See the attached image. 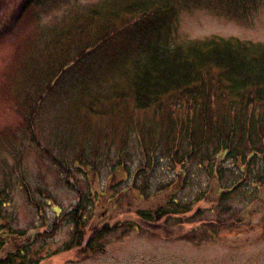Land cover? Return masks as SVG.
I'll list each match as a JSON object with an SVG mask.
<instances>
[{
    "label": "trees",
    "instance_id": "1",
    "mask_svg": "<svg viewBox=\"0 0 264 264\" xmlns=\"http://www.w3.org/2000/svg\"><path fill=\"white\" fill-rule=\"evenodd\" d=\"M16 1L19 3L14 10L20 15L27 7L42 6L50 0ZM174 1L98 0L83 8L79 15L83 17L69 16L62 29L41 30V42L47 41L52 52L59 54L58 58L63 54L68 59L90 50H103L114 36L132 52L130 65L107 63L111 80L106 95L83 96L76 107L89 114L106 116L113 112V105L123 103L130 108L132 116L138 115L135 137L129 131L125 135L136 143L144 159L137 174L145 175L166 160L168 176L159 180L155 189L145 185L130 187L135 186L136 176L129 174L125 161L118 156L108 163V173L125 169L124 179L131 184L123 192L131 190L144 199L158 195L161 201L152 208H135L137 220L88 224L90 216L86 218V214L90 206H95L105 194L102 187L89 188L88 192L79 194L76 204L56 213L52 222L45 220L18 229L12 226L6 213L7 196L16 182L3 174L0 176V264H38L46 256L74 247L94 253L113 230L139 231L143 224L151 225L157 220H173L177 225L198 222V226H205L212 219L207 214L215 213L218 223L226 222L224 214L240 222L252 209L264 204V42L217 36L185 42L172 40L171 33L164 28L170 31L176 20ZM233 2L241 11L254 4L253 0ZM8 3L9 0H0L1 13H6ZM149 34L153 38L143 40ZM39 66L35 68L36 77L22 74L23 93L18 101L19 108L25 110L26 123L32 124L30 128L27 126V131L38 140V145L35 126L40 124L38 118L47 99L42 92L37 93L43 83L38 77L44 78L48 73ZM52 91L47 92L50 95ZM54 110L55 107L50 112ZM148 110L152 111L151 115L141 118L140 114ZM53 138H58L50 143L53 152L44 150L66 175L67 185L76 186V181L69 180L74 173L86 178V183L96 167L94 175L98 174L97 148L92 150L91 159L82 152L65 155L66 145L59 148L56 131ZM54 150H58L57 155ZM20 185L29 197L27 184ZM108 190L112 194L108 200L119 194L114 187L105 188ZM29 200L38 207L32 196ZM44 204L49 205V200L44 199ZM132 207L128 203V208ZM38 214L41 216V211ZM96 216L100 219L99 214ZM61 224H69V240L46 255H38ZM36 242H40V247L34 246Z\"/></svg>",
    "mask_w": 264,
    "mask_h": 264
},
{
    "label": "rangeland",
    "instance_id": "2",
    "mask_svg": "<svg viewBox=\"0 0 264 264\" xmlns=\"http://www.w3.org/2000/svg\"><path fill=\"white\" fill-rule=\"evenodd\" d=\"M96 1L50 0L42 6H29L18 15L14 7L19 2L15 0L10 4L9 0L6 13L0 12V176L7 174L16 182L6 202V213L15 228L24 229L45 220L52 222L56 213L76 204L79 194L88 192L89 188L102 187L105 194L95 206H90L86 214V218L90 216L88 224L137 220L135 208H152L161 201L158 195L144 199L134 191L123 192L131 184L124 179L127 177L125 169L112 175L108 173L110 161L118 156L125 161L129 174L136 176L135 186L130 187L145 185L155 189L157 182L168 176L166 160L145 175L137 174L144 159L136 143L125 135L129 131L132 138L135 137L138 115L132 116L130 108L123 103L113 105V112L106 116L89 114L76 107L83 96L106 95V86L111 80L107 63L130 65L132 52L120 38L116 39L117 36L106 42L103 50H90L68 59L64 54L58 58L59 54L52 52L47 41L41 42L42 29H62L69 16H79L86 5ZM253 1L248 10L241 11L233 0H175L176 20L170 31L164 29L178 42L213 36L264 42V0ZM151 38L153 35L149 34L143 40ZM36 65L48 71L44 78L38 77L43 83L37 93L42 92L43 97H47L38 118L40 124L35 126L39 145L27 131V126L30 128L32 124L26 123L25 110L19 108L18 102L24 85L21 76L29 73L36 77ZM48 89H53L50 95ZM151 113V110L145 111L140 117ZM53 131L59 134V148L66 145L65 155L82 152L91 159L92 150L98 149L99 172L94 175L96 167L94 173L89 174V186L86 178L76 173L69 177L70 181H76V186L67 185L66 175L45 152L44 149L52 153L54 148L50 143L58 140L53 138ZM58 150H54L55 155ZM22 182L27 184L29 197L32 196L38 207L30 202L20 185ZM111 187L119 194L108 200L112 194L105 188ZM44 199L50 204H44ZM128 203L134 208H128ZM214 215L207 214L212 219L205 226H198V222L177 225L173 220H157L151 225L143 224L139 231L118 228L104 237L97 252H82L81 247L59 250L38 264H264V204L252 209L240 222L224 214L226 222L218 223ZM69 238V224H61L38 255L60 248ZM34 246L40 247V242Z\"/></svg>",
    "mask_w": 264,
    "mask_h": 264
}]
</instances>
